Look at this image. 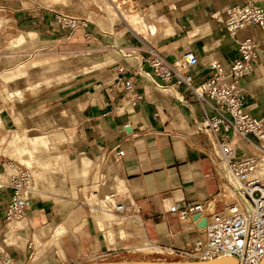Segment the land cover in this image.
I'll return each mask as SVG.
<instances>
[{"label": "crops", "instance_id": "crops-1", "mask_svg": "<svg viewBox=\"0 0 264 264\" xmlns=\"http://www.w3.org/2000/svg\"><path fill=\"white\" fill-rule=\"evenodd\" d=\"M94 1L90 0L78 11H63L42 7L37 0H0V15L9 20L8 27L0 29L1 35L10 30L9 38L21 32L37 37L27 39L21 46L8 47L5 35L0 36V72L49 56L59 59L67 52L71 55L81 51L83 56L78 61L68 59L35 68L34 75L5 84L9 90H13L11 85L31 87L64 71L78 70L77 63L82 60L95 64L105 62L106 55L126 69L136 72L142 69L137 75L136 88L143 101L133 108L125 106L128 113H117L118 95L107 87L108 79L115 76L114 68L109 66L44 85L34 92L27 91L24 102L5 105L0 101V137L13 131H26V137L31 133L47 135L51 140L49 150L56 162L54 167H45L50 171L36 175V183L32 180L35 188L28 194L30 204L25 218L5 232L18 237L17 243L11 246L3 242V216L11 190L0 188V247L13 257L14 264L156 261L160 259L156 253H138L136 248L152 242L159 248L187 249L199 236V228L192 220L180 221L177 213L169 210L173 201L179 210L183 205L213 201L220 195V183L208 157L214 153L213 144L205 133L195 131L201 117L199 106L191 99L189 103L184 102L187 92L160 86L150 69L141 66L136 57L123 56L115 50V47L140 43L124 25H113L106 13L92 7ZM146 1L138 0L139 10H145ZM153 1L148 0L149 6ZM261 3L264 6V0ZM200 4L209 14L216 13L209 0H200ZM167 10V6L161 8L162 14ZM175 11V26L179 28L175 36H167L158 44L147 42L169 60L182 50L194 51L199 57L195 84H200L209 76L207 67L211 61L217 60L227 67L236 56V41L225 32L208 43L188 45L190 11L179 14L177 8ZM60 13L77 20L86 19L88 30H61L55 22ZM251 29L247 33L238 32L237 39L252 35L262 39L257 29ZM86 34L91 36L90 46H87ZM93 47L94 52L90 51ZM263 66L264 57H260L255 74L243 82L251 95L246 99V110L254 116L264 114ZM116 146L125 151V157L118 173H111L105 162L113 156L112 149ZM7 159L0 154V163ZM102 173L107 174L108 180L100 187L101 193H115L116 202L128 209L140 210L131 214L123 226L111 227L104 221L100 227V219L91 212L92 206L86 205L94 180ZM114 175L123 181L121 190L114 188L117 182ZM85 186L87 192L83 194ZM136 228L139 232H135ZM121 229H125L128 237L115 239L110 246L106 244L104 232L115 234ZM136 255L135 260L125 258ZM139 256L143 257L138 259Z\"/></svg>", "mask_w": 264, "mask_h": 264}, {"label": "built area", "instance_id": "built-area-1", "mask_svg": "<svg viewBox=\"0 0 264 264\" xmlns=\"http://www.w3.org/2000/svg\"><path fill=\"white\" fill-rule=\"evenodd\" d=\"M98 1L104 6L105 0ZM92 7L105 13L95 4ZM221 15L231 38L246 28H255L262 39L252 35L236 42V56L227 67L217 60L211 61L207 67L209 76L200 84H195L199 57L194 51L182 50L169 60L147 41H142L127 25L118 23L132 32L135 39L137 36L140 43L117 47L133 52L130 56L122 55L136 57L141 66L150 69L160 86L187 92L184 102L189 103L191 99L199 106L201 117L195 131L205 133L213 144L214 153L208 157L220 183V194L224 191L223 185H227L234 188L240 199L239 206L230 203L225 207L219 195L216 200L186 204L179 210L173 201L169 210L176 212L180 221L192 220L194 214H199L193 223L197 226L205 218L206 226L198 229L199 236L190 248L168 247L153 252L160 256L156 261L209 262L225 258L233 259L237 264H262L264 261V114L254 116L246 110V99L251 95L243 85L245 79L255 74L258 61L264 55V6L261 0H234L221 10ZM55 22L63 31L88 30L89 24L86 19L77 20L61 13L56 15ZM85 39L90 46L91 36L86 34ZM109 67L114 68L115 76L108 79L107 87L118 95L117 113H128L125 106L133 108L143 101L136 88L137 75L142 69L136 72L114 63ZM112 150L114 154L106 160V169L118 173L125 151L117 146ZM5 164L13 165L10 162ZM32 180L27 169H20L10 177L8 184L2 186L11 190L3 216L4 227L25 218L30 204L28 194L34 191ZM107 180V174H98L100 186L106 185ZM106 196L99 191L92 199L95 203L98 198ZM108 196L115 201L112 207L108 203L111 213L116 214L122 223L126 224L131 214L139 213V209H128L123 203L116 202L115 193H108ZM0 264H14L13 257L1 247Z\"/></svg>", "mask_w": 264, "mask_h": 264}, {"label": "bare ground", "instance_id": "bare-ground-1", "mask_svg": "<svg viewBox=\"0 0 264 264\" xmlns=\"http://www.w3.org/2000/svg\"><path fill=\"white\" fill-rule=\"evenodd\" d=\"M45 1H47L48 3L49 2H58V3L63 4V5L69 4L71 2V0H45ZM105 1H106L107 9L109 10V7H111V9L114 11L115 15L117 16L116 20L118 21V23L121 22V23H124L125 25H127V23L124 20V18L122 17V15L123 16H125V15L131 16V15L134 14V11H132L131 9L136 11V8H135L136 7V1H134V0L130 1V2H132V5H133V6L131 5L132 6L131 9L129 8V6H126L125 8L121 7V5H118L115 2V0H113L115 4H113L112 0H108V1L105 0ZM167 1H170V3L172 2L171 3V4H173L172 7L173 8H177L180 13L181 12H185L187 10L190 11L189 20L193 24V30L190 32V34H191L190 38L192 39V42L198 43L200 41H204L203 43H208L212 39L213 40L217 39L221 35V33H220L221 29H225V20H224V17L221 15V10L226 6L224 4L227 1H230V0H209L210 4L213 5L214 8L216 9V13L213 14V15L211 14L210 17L208 16V14L204 10V8L203 7L201 8L199 6V5H201L200 4V0H166V2ZM161 5H163V4H161ZM160 8H161L160 5L159 6H150L148 8V13H147L146 16L148 18H150L151 20H156V19L161 18L163 14H162V11L159 12ZM108 14H109V12H108ZM163 16H165V15H163ZM214 20H216V21H214ZM170 21H173L172 16H171V20ZM170 21L166 22V23L170 24ZM129 22H130L132 28L130 27V25L129 26L127 25V26L134 33H136L134 30H136V31H141L142 30V31H147L148 34L154 40H158L160 37H162V34L158 33V29H157V27L154 24L148 25V24L145 23V16L142 17V18H140L138 16H136V17L133 16L131 21L129 20ZM2 26L3 25L1 24L0 28H2ZM176 29L179 30L178 27ZM244 31L247 33V32H251L252 29L251 28H246V29H244ZM166 33L167 32L165 31L164 34H166ZM138 34H139V32L136 33L137 36H139ZM237 34L233 35V39L236 42L240 41V40L237 39ZM34 36H35V34H27V35L19 34L15 38L13 43H15L16 46H20V45H23L26 42L27 39L32 40ZM143 40H145V39H143ZM145 41H147V40H145ZM114 47H115V45H114ZM116 49H117V47H115V50ZM117 51H121V54H125V55L128 54V53H125L126 51L123 50V49H117ZM131 54H133V52ZM39 63L40 62H35L33 64V68L40 67L41 64L39 65ZM98 68H99V64H93L91 62L90 63H86L83 66V69H81V73L83 74V73H86V72L90 71L91 69H98ZM260 74H262V73H260ZM63 76H64L63 80H65V79H69V78L72 79V78H74L77 75H75V73L73 74L70 71H67V72H64ZM49 84H50V82H47V85H49ZM24 92H25V87L22 86V84H21L20 86L15 88L13 94H10V95L17 99V100H13V101L24 102V100L26 101V99L24 97V94H25ZM15 98H12V99H15ZM28 115H30V114H28ZM1 125H2V122H1V119H0V127H1ZM27 136L28 137L25 140V136L24 135H19L17 133V131H13L9 135L7 133H4V135L0 138V145H3V144L6 143V145L9 146L10 149H11V151L8 154V157H11V158L17 160L19 162V164L24 165L27 169L30 168L29 165H31V167H32V165H35V164H32L33 162H31L33 159H35V161L41 167H44V168L46 166L54 167L55 163H56L55 162V156L49 150V143H51V140H49L47 138V135L31 133V134H28ZM25 154H28L31 159L24 158L23 156H25ZM3 155H5V154H3ZM8 167H12V166H8ZM17 167H15L13 169L16 172V173H13V175H15V174H17L19 172L17 170L18 169ZM33 167H35V166H33ZM10 177L6 174V172H4L0 168V188L3 185L9 183ZM94 178H97V176L95 175ZM114 178L117 181L116 184L114 185V188L116 190H121L122 187H123V181L117 175H114ZM94 181H96V183L91 187V195L89 196V198H87V200H86V197H85V200L87 201L89 206H92L91 207L92 209L90 208L92 210L91 212H93L95 214V216L100 219L99 220L100 227H102V225H103L102 223L104 221H107V224L110 225L109 222L112 221L113 218L115 219V215L113 213H111V210H110L111 207H109L107 204L110 203V204L113 205V202H115V201H113L112 198L110 196H108V194H107L106 197L98 198V200L94 203L92 198L95 196L96 192H99L100 187H102V186H100L98 184V181L96 179ZM223 188H224V191L220 194V197L222 199L223 205L225 207H227L230 203H232V204H235V205L239 206L240 199H239L236 191L234 190V188L233 187H229L227 185H223ZM82 191H83V194H86L87 187L85 186L84 189H82ZM228 194H229L230 199L224 201V198L226 196H228ZM90 197H91V199H90ZM106 207H108V210H107ZM105 211H107V212H105ZM22 220H19V221L15 220L16 221V222H14L15 224L10 223V225H8L7 228L8 227H14L18 222H20ZM119 223H121L122 226L124 224L121 221ZM124 230H122V229L121 230H117L115 234H114V232L105 231V233L103 235H104V239H105L106 243L108 245H110L111 243H113L115 241V239H119V238L125 239L126 237H128L129 234L126 233ZM139 230H138V228H136L135 232H139ZM132 236H134V235L132 234ZM17 240H18V237H16L12 233H8L3 238L4 245H6V246L15 245L17 243ZM141 247L142 248L144 247V248L142 249ZM141 247H140V249L144 250V251L145 250H147V251L150 250L151 251V250H157L158 249V247H156V246H154V245H152L150 243L149 244L147 243V244H145V245H143ZM225 259L228 260L230 263L232 262V263H236L237 264V262L235 260H233V259H229V258H225ZM219 260H222V259H219Z\"/></svg>", "mask_w": 264, "mask_h": 264}, {"label": "rangeland", "instance_id": "rangeland-1", "mask_svg": "<svg viewBox=\"0 0 264 264\" xmlns=\"http://www.w3.org/2000/svg\"><path fill=\"white\" fill-rule=\"evenodd\" d=\"M90 0H71V2L69 3V4H66V5H63V4H60V3H58V2H47V1H45V0H37V3L39 4V5H41L42 7H45V8H48V9H51L52 7H54V8H57L58 10H63V11H78V9L80 10L82 7H84L82 4H85L86 6L88 5L87 3L89 2ZM131 0H115V2L118 4V5H121V7H123V8H125L126 6H129V8L131 9V7L133 6L132 5V2H130ZM149 1H151L152 2V0H149ZM155 1V3H151V5L150 6H159L160 5V7L161 8H163V7H165V6H167L168 7V9L169 10H167L163 15H165V16H163L162 15V17L161 18H159V19H156V20H151L150 18H148L146 15H147V13H148V9H145V10H143V8H141L142 10H139L140 8H139V4H138V0H136V11L135 10H133V9H131L132 11H134V14L133 15H131V16H129V15H125V16H123L122 15V17L124 18V20L126 21V23H127V25L129 26L130 25V27L132 28V26H131V24H130V22H129V20L131 21V19H132V17L134 16V17H136V16H138V17H140V18H142V17H144L145 16V23L146 24H148V25H150V24H154L156 27H157V29H158V33L159 34H162V37H160L158 40H154L149 34H148V32L147 31H136V30H134L136 33H138L139 32V37L142 39V41H144L143 39H145V40H147V41H149V42H154V43H156V42H158V41H160L161 39H163V38H165V37H170V36H175V33H176V31H178V29H176L177 27L175 26L176 25V23H177V20L175 19V16L174 15H176L177 13H175L176 11H175V8H173L172 7V5L173 4H171L170 3V1H167L166 2V0L164 1H162V0H154ZM153 1V2H154ZM157 2V3H156ZM167 4H166V3ZM169 2V3H168ZM210 2V1H209ZM47 3V4H46ZM146 3H148L145 7L146 8H149L150 6H149V4H150V2H148V0L146 1ZM93 4H95V5H97V7L98 8H100V9H102V10H104L105 11V13L107 14V16L110 18V21H111V23L113 24V25H116V24H118V21L116 20L117 19V16L115 15V13H114V11L111 9V7H109V10L107 9V6H106V1H105V4H104V6H102L101 4V2H99L98 0H96V1H94L93 2ZM126 4V5H125ZM161 4H163V5H161ZM166 4V5H165ZM132 5V6H131ZM147 6H149V7H147ZM201 8H202V6L201 5H199ZM85 8V7H84ZM119 8V7H118ZM161 8H160V10H159V12L161 11ZM108 12H109V14H108ZM174 12V13H173ZM180 12L178 11V14H179ZM206 13L208 14V16L210 17L211 16V14L213 15L215 12H213V13H211V14H209L207 11H206ZM171 16H172V19H173V21H170L171 20ZM177 17V16H176ZM213 20V19H212ZM116 23H115V22ZM170 21V24L169 23H166V22H169ZM214 21H216V20H214ZM0 26H1V24L3 25L2 26V28H0V29H3V27L5 28V27H8L7 25H8V22H9V20L8 19H6V18H4V17H2L1 15H0ZM187 23H189V24H187L188 25V33H187V36H188V40H186V42L188 43V45H198L196 42H192V39L190 38V36H191V34H190V32L193 30V26H192V24H190L191 22H187ZM159 24V25H158ZM258 30V29H257ZM167 32L166 34H164V32ZM226 32V29H221V32L220 33H222V35L221 36H223L224 35V33ZM227 33V32H226ZM9 34H12V32L10 31V30H6L4 33H2V35H1V33H0V36L1 37H4V35H5V37H4V41H5V44L8 46V47H18V46H16V44L15 43H13L12 42V40L13 39H15V37H17L19 34H22V32L21 33H18L17 35H15V36H12V37H10L9 38ZM184 34H186V33H184ZM227 35H228V33H227ZM160 36V35H159ZM123 37V36H122ZM37 37H34V39H32V40H35ZM181 37L179 36V39H180ZM222 39V38H221ZM239 40V39H238ZM204 41H200V42H198V43H203ZM156 44H158V43H156ZM119 45V44H118ZM21 46V45H20ZM96 49H94V47H93V50H90V51H92V52H94ZM117 50V49H116ZM132 50V49H131ZM75 52H78V54H76V53H72L71 55L69 54V52H67V53H65V54H61V58H59V59H57L56 58V56H49L48 58H44L42 61H33V62H30V63H20V64H18V65H16L15 67H13V68H11V69H6V70H4V71H1L0 72V84H2V86L0 87V101L3 103V104H5V105H8L10 102H16V101H13V100H17L15 97H13V96H10L9 95V93H13L14 92V90H15V87H14V85L12 86L11 85V87L13 88V90H9L7 87H6V85L5 84H13V82L14 81H17V80H19L20 79V81L21 80H23V79H25L26 77H28L29 75H34L35 74V68L33 69L32 67H33V64L35 63V62H40L39 63V65L41 64V66L42 65H46V66H50V65H52V64H54V65H56V63L57 62H59V61H67L68 59H73L74 61L75 60H77L78 61V59L81 57H83L82 56V54H81V51H75ZM125 53H128L127 55H133V54H131L132 53V51L131 52H125ZM76 55H78V56H76ZM53 57H55V58H53ZM106 57V60H105V62H102V63H98L99 64V68L98 69H102L103 67H105V66H108V65H110L112 62H113V60L111 59V57H109V56H105ZM262 57H264V55H262ZM85 62H87V61H79L78 63H77V67L76 68H79L78 70H68V71H70L71 73H75V75H77V74H82L81 73V69H83V66L86 64ZM88 63V62H87ZM81 64H83V65H81ZM93 64H95V63H93ZM18 66V67H17ZM21 66V67H20ZM20 67V68H19ZM94 70H96V69H91L90 71H94ZM90 71H88V72H90ZM64 72H67V71H64ZM87 73V72H86ZM64 73L63 74H61V75H58L57 77H55V78H53V79H47V80H45V81H42V82H38L39 84L37 85V84H35L34 86H31V87H28V86H25V85H22V86H24L25 87V94H26V92L27 91H32V92H34V91H36V90H39V89H41L42 88V86H46L47 85V82H50V84L49 85H54L55 83H59V82H62V81H66V80H69V79H71V78H69V79H65V80H63V78H64ZM49 85H47V86H49ZM33 87H35V90L33 91ZM24 94V97H25V99H26V95ZM12 98H15V99H12ZM25 101V100H24ZM18 103L20 102V101H17ZM16 102V103H17ZM17 133L19 134V135H25V133H26V131H17ZM9 135V134H8ZM1 138V137H0ZM27 139V137H26V135H25V140ZM53 140V139H52ZM11 151V149H10V147L9 146H7L6 145V143L5 144H3V145H0V154H5L4 156L5 157H8V154H9V152ZM29 155L28 154H25V156H23L24 158H28V159H31L30 158V156L28 157ZM9 159H11V160H9V159H7L6 161H2L1 163H0V166H2V164H4V166H2V170L4 171V172H6V174L10 177L11 175H13V173H16L13 169L15 168V167H17L18 169V171H19V169L21 168L19 165H21V164H19V162L17 161V160H15V159H13V158H11V157H8ZM7 162H10V163H12L13 165H9V164H5V163H7ZM31 162H33L32 164H35V165H32V167H31V165H29V167L30 168H28V172H30V174H31V176H32V178H33V180H34V182L36 183V175L37 174H39V173H41V172H46V171H50L49 169H47V168H44V167H41V166H39L38 165V163L35 161V159H33ZM8 166H12V167H8ZM21 166H24V165H21ZM33 166H35V167H33ZM24 168H25V166H24ZM27 169V168H26ZM51 171H55V170H51ZM92 197V196H91ZM90 197V198H91ZM219 198H221V197H219ZM228 199H230V197H229V194H228V196H226L225 198H224V201L225 200H228ZM114 214V213H113ZM115 215V219L113 218V220L112 221H110L109 223H110V226L112 227L113 226V224H115V223H118V224H121V223H119L121 220H119V217L116 215V214H114ZM16 221H18V220H16ZM16 221H12V222H10V223H12V224H15L14 222H16ZM10 223H8L7 225H6V227L3 229L4 230V236H3V238L5 237V232H6V230H7V226L8 225H10ZM111 232V231H110ZM105 233V232H104ZM107 244V243H106ZM112 244V243H111ZM110 244V245H111ZM150 244H152V245H154V246H156V247H158L157 245H155L154 243H150ZM109 245V246H110ZM143 246V245H142ZM141 247V246H140ZM140 247H138V248H136V251L138 252V253H151V252H157V251H159L160 250V248L158 247V249L157 250H149V251H147V250H141L140 249ZM142 248V247H141ZM144 248V247H143ZM142 248V249H143ZM137 257H138V255H136V256H132V257H125V258H128L129 260H135V259H137ZM143 256H139V258L138 259H140V258H142Z\"/></svg>", "mask_w": 264, "mask_h": 264}, {"label": "water", "instance_id": "water-1", "mask_svg": "<svg viewBox=\"0 0 264 264\" xmlns=\"http://www.w3.org/2000/svg\"><path fill=\"white\" fill-rule=\"evenodd\" d=\"M200 217L199 214H194L192 216V220L196 221ZM206 226V219L202 218L200 222L198 223L197 227L199 229L204 228ZM94 264H236V263H230L226 259L222 260H215L210 262H160V261H125V262H119V263H94ZM264 264V261L262 262Z\"/></svg>", "mask_w": 264, "mask_h": 264}]
</instances>
